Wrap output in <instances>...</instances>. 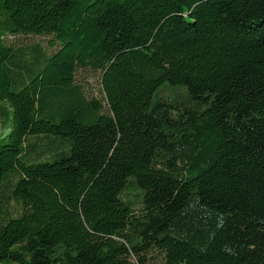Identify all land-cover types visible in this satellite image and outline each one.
Masks as SVG:
<instances>
[{
    "label": "trees",
    "instance_id": "trees-1",
    "mask_svg": "<svg viewBox=\"0 0 264 264\" xmlns=\"http://www.w3.org/2000/svg\"><path fill=\"white\" fill-rule=\"evenodd\" d=\"M154 258L264 264V0H0V264Z\"/></svg>",
    "mask_w": 264,
    "mask_h": 264
},
{
    "label": "rangeland",
    "instance_id": "rangeland-1",
    "mask_svg": "<svg viewBox=\"0 0 264 264\" xmlns=\"http://www.w3.org/2000/svg\"><path fill=\"white\" fill-rule=\"evenodd\" d=\"M48 37H39V36H28V37H18L14 38L11 37L10 41L14 43H19L22 41H35V42H44L46 43V40ZM79 81L83 84L85 87L86 92L89 94V96L97 97V98H103L102 93V84H101V78L100 73L98 71H79L78 73ZM183 92H185V88L183 86H169V85H163L161 86L154 94L153 102H155L158 98H169L174 99L177 96L181 95ZM8 193V192H7ZM7 210L10 211L11 214L17 215L18 213V207L15 205L13 200L9 198L8 203H6ZM159 261V259L154 258L151 259V264L155 261Z\"/></svg>",
    "mask_w": 264,
    "mask_h": 264
}]
</instances>
